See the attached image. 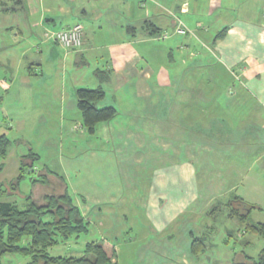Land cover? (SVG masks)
Here are the masks:
<instances>
[{
  "label": "crops",
  "instance_id": "0c3cea01",
  "mask_svg": "<svg viewBox=\"0 0 264 264\" xmlns=\"http://www.w3.org/2000/svg\"><path fill=\"white\" fill-rule=\"evenodd\" d=\"M110 1L0 0V92L12 87V81L2 75L15 69L13 80L24 68L22 80L31 85L47 62L64 71L69 63L79 70L88 68L86 74L93 75L96 87L87 88L102 87L106 91L102 101L110 92L107 104L117 108V115L129 118V125L101 126L107 128L103 136L108 142L103 152L93 149L85 175L81 171V177L79 173L69 176L66 169L58 173L83 215L101 225L102 219L110 218L126 202L121 200L125 198L121 171L132 169L139 175L140 186L147 172L145 199L138 188L133 191L132 201L143 210L139 214L134 208L137 212L129 229L135 218L144 215L156 233L179 235V226L188 225L180 222L183 218L199 219L196 226L201 230L200 236L193 229L188 238L168 236L163 250L151 255L147 264H232L233 246L217 237L222 228L213 236L216 226L202 220L214 201L210 213L221 210L219 199L228 195L256 205L251 218L264 222L253 217L258 211L264 213V0ZM115 3L120 12L114 11ZM118 14L122 23L104 30L99 21L117 20ZM76 23L84 27L80 48L53 42L52 35L58 31L54 26L61 24V30ZM212 25L219 26V31L227 28L224 37L214 41L219 31L211 33ZM178 26L187 33H176ZM155 28L171 33L169 52L155 43L159 39L151 34ZM101 32L105 39L98 36ZM157 47L164 48L167 58H158ZM46 49L49 55L43 61L24 63L29 54L40 56ZM174 49L180 53L178 62ZM76 84L77 90L82 88ZM2 98L0 93V103ZM43 114L64 118L67 112L49 106ZM75 163L70 159L67 166L73 170ZM119 217L129 219L126 212ZM238 222L237 231L242 232L244 225ZM109 225L117 228L116 223ZM195 236L204 238L207 246L199 255L191 253ZM241 243L251 244L247 234Z\"/></svg>",
  "mask_w": 264,
  "mask_h": 264
},
{
  "label": "rangeland",
  "instance_id": "374dc122",
  "mask_svg": "<svg viewBox=\"0 0 264 264\" xmlns=\"http://www.w3.org/2000/svg\"><path fill=\"white\" fill-rule=\"evenodd\" d=\"M110 3L113 4L112 1H110ZM104 7L106 9L109 6H103V8ZM113 8L114 11L120 12L119 4L115 3ZM117 16V20H106V18H104L99 21L103 23L104 30L107 28H115V24L117 28L118 25L122 23V16L119 14ZM82 20L86 21L84 18H82ZM61 26V24H58L54 26V28L59 30ZM220 29L219 26L212 25L210 32L215 34ZM101 33L98 34V36L102 35L101 37L105 39L106 36L103 35L104 32ZM181 38H183V36L179 37V39ZM88 40L89 42L92 41V34L88 36ZM53 42L55 41L53 40ZM155 43L158 46L161 45L166 48L164 49L162 47V49H160L161 47H157L159 48L157 49L158 58L160 60L167 58L165 57L167 53L163 56V49L166 50V52L170 51L167 38L157 39ZM49 45L53 47L58 55H62L63 52L59 46L53 43ZM196 45L200 47L201 43H197ZM174 51V57L178 62L181 58L179 57L180 53L177 49H174ZM36 53L33 52L29 54L31 55L30 59L25 60L24 63L26 64L34 59H42L43 61L49 55L47 49L43 55L39 56V53ZM45 54L46 56H44ZM165 62L171 69V65L169 64L170 61L166 60ZM69 64L67 65L65 63L68 68L65 67L67 70L64 71L62 67L59 69L55 68L54 62L51 64L49 62L45 63L43 74L34 77L31 85L26 84L22 80L24 68H20L21 72L14 80L12 76L15 75L16 69L13 73L8 71L9 74L2 75V77L8 79V81H12V83H10L12 87L9 91L0 92L3 97L0 103V135L4 133L7 134V137L11 141L7 157L5 159L0 158V165L4 163L3 167L0 169V188L5 190V196L0 198V200H11L21 204L25 201L27 195H32L33 198L43 201L46 195H59L63 193L65 184L58 173L62 174L66 169L69 171L68 173H70H67L69 176L72 175L74 177L76 173H79L78 177H81L82 173L85 175L88 167V157L93 149L97 150L99 148V152H103V146L106 147V143L104 142H108V140L103 136V133L107 128L104 129V127L101 126L111 124L112 127L119 128L120 126L123 127V125H129L127 122L129 118L120 116L119 114L114 120L101 123L96 133H90L84 129L82 125L83 117L77 106V88L79 86H77L76 83H79L78 85H81L80 87H96V80L93 79V75L86 74L87 70H89L88 68L79 70L76 66L72 64L69 66ZM177 65L178 64L175 63L174 66L178 67ZM1 71L2 70H0V72ZM163 93L165 94L167 92L165 91ZM110 98L111 94L108 92L107 100L99 102L98 106L102 107L108 105L107 103L110 101ZM49 100H51V103ZM72 103L74 105H72ZM49 106L54 110H65L67 112L66 117L62 118L59 114L51 116L44 115L43 111ZM117 119L120 123L116 121ZM32 153H34V156L31 155ZM101 155L104 157V153ZM24 156H27L30 160L32 157L35 158L33 160L34 171H27L25 173L26 177L23 179L20 186L13 187L11 181L19 175L21 160ZM70 159L76 162L75 165L72 166L73 170L67 166V161ZM27 161L30 162L29 160ZM85 168L86 171H84ZM81 171L83 172L81 173ZM44 174L47 175L49 182H37L34 184L32 181L33 178H43ZM121 174L125 176L123 183L125 198L121 200L122 202L126 200V202L121 203L120 207L116 208L117 212L113 215L105 214L104 217L109 215L110 218L102 219L101 225L98 221L89 220L90 228L87 234H82L79 237L72 238L66 243L51 247L49 249L50 254L54 256L70 254L81 255L85 250L87 242L104 240L115 245L118 264H147L150 261L151 255L158 256V253L163 250L165 247L163 246V241L168 238V236H173L175 234L174 237L177 240L183 237L188 238L190 236L189 232L192 229L197 234L196 236H200L199 233L201 230L196 226L199 219L192 221L188 218L180 220L181 223H187L188 225H173V227L179 226V235L175 231H171L170 233H156V231H153L151 224L144 215L135 218L136 222L130 226V230L128 225L134 221V218L132 219L133 214L137 212V210L140 214L143 210L141 204L136 205L132 201V196L134 195L133 191L138 188L140 192L142 191V196L145 199L149 186L148 179L150 177L148 173L145 172L142 178L144 185L142 184V186H140L139 175L133 173L132 169L125 170V172L121 171ZM132 186L134 187L132 188ZM219 200L223 203L221 210L212 211V213H210L216 204V201H214V204L208 207V215L204 216L202 221H209V223L211 222L216 226V229L212 231L213 236L216 235L217 230L222 228L217 237H219V241L224 239L226 243H229L228 246H233V255H239L241 258L244 254L257 256L264 247V238L255 236L254 234H247V238L250 239L251 244L242 245V232L237 231L238 228H240V224L237 219L228 216L231 208V205L228 204L233 203L234 199L227 195ZM135 207H138V209H134ZM123 212L128 214V220L119 217L121 214L123 216ZM253 217H261L264 219V213L258 211L254 213ZM138 221L142 222V224L139 225L137 223ZM109 222L113 224L116 223L117 228L113 230ZM108 227L109 229H107ZM229 229L233 230L232 234L228 232ZM29 259V257L22 254H7L3 258L2 263L24 264ZM156 264H158V262H156Z\"/></svg>",
  "mask_w": 264,
  "mask_h": 264
},
{
  "label": "trees",
  "instance_id": "16d2710c",
  "mask_svg": "<svg viewBox=\"0 0 264 264\" xmlns=\"http://www.w3.org/2000/svg\"><path fill=\"white\" fill-rule=\"evenodd\" d=\"M226 31L227 28L219 31L214 36V41L224 37ZM151 34L160 36L163 33L159 28H155ZM105 97L106 91L102 87H82L77 90L83 127L90 133H95L99 123L109 121L117 115V108L113 105L98 106ZM10 144L7 134H1L0 158L7 157ZM31 155L34 156V153ZM34 159L32 157L30 160L27 156L22 158L20 173L11 181L13 187L20 186L27 171H34ZM3 165L4 163L0 165V169ZM43 176L33 178L32 181L34 184L49 182L47 175ZM4 191L0 188V198L5 196ZM43 201L33 198L32 195H27L21 204L11 200H0V264H3V258L7 254H22L29 257L24 264H118L115 245L104 240L87 242L81 255L50 254L51 247L87 234L90 222L75 203L67 186L63 193L46 195ZM229 205H231L229 217L238 219L244 225L242 235L254 234L264 238V222H256L251 218L252 211L257 208L256 205L237 196ZM206 249L204 238L195 236L191 243V253L199 255ZM232 264H264V247L257 256L244 254L241 258L235 255Z\"/></svg>",
  "mask_w": 264,
  "mask_h": 264
},
{
  "label": "built area",
  "instance_id": "2783aa9c",
  "mask_svg": "<svg viewBox=\"0 0 264 264\" xmlns=\"http://www.w3.org/2000/svg\"><path fill=\"white\" fill-rule=\"evenodd\" d=\"M178 34H186L187 29L178 26L175 29ZM171 36L169 31H165L159 39H166ZM53 40L65 48H80L84 43V27L81 23H76L68 28L55 31L52 35Z\"/></svg>",
  "mask_w": 264,
  "mask_h": 264
}]
</instances>
